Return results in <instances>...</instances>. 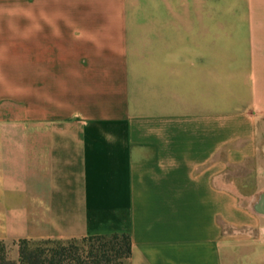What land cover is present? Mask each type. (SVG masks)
Wrapping results in <instances>:
<instances>
[{"label": "crops", "instance_id": "crops-1", "mask_svg": "<svg viewBox=\"0 0 264 264\" xmlns=\"http://www.w3.org/2000/svg\"><path fill=\"white\" fill-rule=\"evenodd\" d=\"M239 1L220 36L184 0H0V242L125 234L124 264H264V195L252 221L233 200L209 88L264 83V0Z\"/></svg>", "mask_w": 264, "mask_h": 264}, {"label": "rangeland", "instance_id": "rangeland-1", "mask_svg": "<svg viewBox=\"0 0 264 264\" xmlns=\"http://www.w3.org/2000/svg\"><path fill=\"white\" fill-rule=\"evenodd\" d=\"M213 5V7H211ZM242 5L239 0H213V3L201 0H184V11L213 9L215 11L216 35L224 34L226 26L231 18L224 17L228 11H237ZM185 14V13H184ZM232 44L221 40L215 42L216 59L218 57H231L236 50L231 48ZM230 49H229V48ZM233 58V56L231 57ZM183 96L192 95L201 83L184 82ZM213 90L215 115L214 136L216 143L227 141L230 145L232 163V182L242 184L243 193L240 198L236 193L231 194L236 205L245 209L247 219L252 221L258 216L253 210L254 203L259 202L264 195V102L260 101L264 94V83L243 81H215L209 83ZM226 147V146H225ZM224 147V148H225ZM245 160L239 161L238 159ZM263 159V162H260ZM257 160V161H256ZM217 211V209H216ZM225 233H249L256 230L253 226L224 227ZM254 232V233H253ZM242 233V234H243ZM121 240V239H120ZM100 241L91 240L83 242L75 241L73 245L87 248L95 246ZM6 245V260L9 263L17 262V247L12 243Z\"/></svg>", "mask_w": 264, "mask_h": 264}, {"label": "trees", "instance_id": "trees-1", "mask_svg": "<svg viewBox=\"0 0 264 264\" xmlns=\"http://www.w3.org/2000/svg\"><path fill=\"white\" fill-rule=\"evenodd\" d=\"M79 240L100 242L95 246L80 248L73 245L78 240L15 241L13 245L17 247L16 264H124L130 254V241L125 234ZM5 248V243L0 242V264H15L6 260Z\"/></svg>", "mask_w": 264, "mask_h": 264}, {"label": "bare ground", "instance_id": "bare-ground-1", "mask_svg": "<svg viewBox=\"0 0 264 264\" xmlns=\"http://www.w3.org/2000/svg\"><path fill=\"white\" fill-rule=\"evenodd\" d=\"M264 201V199H262Z\"/></svg>", "mask_w": 264, "mask_h": 264}]
</instances>
